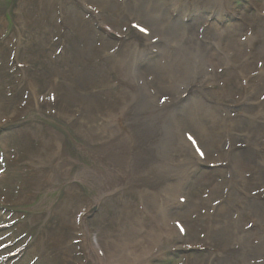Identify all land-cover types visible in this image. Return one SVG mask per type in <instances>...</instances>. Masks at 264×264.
<instances>
[{
  "label": "rangeland",
  "instance_id": "374dc122",
  "mask_svg": "<svg viewBox=\"0 0 264 264\" xmlns=\"http://www.w3.org/2000/svg\"><path fill=\"white\" fill-rule=\"evenodd\" d=\"M59 1L60 0H47L49 4L47 2H45L46 4L42 3L38 7V9H41L42 12L46 10L47 12L53 15H55L60 9L62 10L63 15L65 16L64 22L67 24L65 28H67V31L70 30L69 33H64L63 36H64V39L68 38L70 40V41H67L66 44L72 50H76L74 47H77V46H79L77 48H82L83 43H84V41L82 40V36L79 35V33L77 32V28L74 25V21L77 18H79L81 20L80 22L84 25L85 30L90 29V26L92 24L94 29L97 31L95 34V32L91 30V33L95 37V41L96 42L100 41L99 43L96 44L97 46L100 44L106 45L107 41H106V44L104 42L106 38L109 39L111 42H113V45L117 46L118 48L120 47V48L117 49V47L112 45L108 47V50L105 53H110V54L117 53L115 54V57L120 62L125 57H127L125 61L128 63L127 65H123L121 69L115 68V66L113 69L107 64L108 62L104 60L106 58L104 56L103 57L100 56L104 59L100 61L99 63H96V65L92 64V67L90 68V70H92V73H93V78H92L93 80H91L90 82L85 81L86 84L84 87L90 90L94 86V84H96L97 89H94L93 93L94 95L96 94L98 96L99 101L93 100L92 102V99H89L91 103L93 104L92 105L93 108L94 109L96 108L95 109L96 113L93 114L92 111L89 110L91 108L88 106L86 107L87 109H85L86 111V114H85L83 111V108L80 107V105H78L79 102L82 103L83 101H79V99H76L77 103L73 104V106L70 107L68 104L69 103L68 99L70 95H73V96L76 95L79 90V88L75 86V83L73 82V80H75L74 71L77 70L78 73L82 75H87L91 73V72L86 73L89 67H82L81 65L75 66V60L64 58L62 52L55 59L54 61L55 64L60 62L61 64L65 66V68L61 69V73L58 72L59 73L58 77L52 80V84L56 87H60L61 84L62 86H66V88H64L63 90V93H64L63 104L59 105L57 103L56 105L59 109V116L63 120L69 123H73L74 133L73 134L67 133V136L64 137L58 132L48 128L45 134H40L39 130L42 128V130L45 131L44 127H52V128L57 129L56 126L58 125V122L50 120V118H48L50 122L53 123V124H49V121L40 119L37 116L36 112L32 110L30 115L28 116V118L31 116L30 117L31 119L29 120L32 121L31 122L32 124L29 125L30 126L29 129H27L28 127H25L23 129H19L16 131H10L1 140L0 142V195H1V198L8 199L9 203L4 204L0 201V207L4 208L5 211L6 210H9V211L7 214H0V217L3 216L5 218H9V221H10L9 223L12 224L16 222V226L14 227L13 230L7 231L2 236H0V244L4 242H11L15 239L17 240L20 235H27V237H30V238L32 237L33 239H35V236L37 235V229L39 227V222L36 224L35 227H30L29 224L27 223L28 222L27 219L30 216V213H28L26 210L27 204L24 203L23 206H20V204L17 202L19 198H21V195L31 196L30 198H28V200H33L35 205L42 209L41 205L43 202L42 201L43 191L42 192L38 191L41 193L37 195L30 194L33 188V185H30V181H33V180L35 181V179H37L36 174L42 175L40 179L42 177L43 178L46 177L47 174L45 173V170H42V168L49 169L52 167V165L49 168L46 167V164H44V159L40 160V155H39L40 152L38 151V149L35 152H33L35 153L34 159L36 161L37 166L41 167V169L36 170V174L31 172V168L33 167L34 163L32 160L31 162H27L29 158H27L26 160V162L28 163V167L26 168L23 167L22 170L21 168L2 170L1 165L4 162L3 158L4 160L6 158L15 160L13 158L14 155L17 158L19 157L18 154L23 153L25 150L32 151L33 146H36L38 142L30 143L29 145H24V144L28 138H30L31 136L33 138L35 135H37V132H38L39 135H41V138H40L41 145H43L42 141L45 140V138L50 139L51 137L54 136L56 137L55 138L56 141L54 144L58 143L60 146V149L63 150V151L59 150L58 153L56 151V153L58 154L57 158H59V162L65 165L64 170L61 172L62 174L56 175L58 178H67L72 181H76L77 179L85 181L86 179L92 178L93 176H98L101 179L102 182L100 183L99 186H98V183L94 179H90V180L95 187L98 186L92 198L96 200V202H98L97 204H102L101 205L102 211L99 210L95 216H93L92 218L90 217L87 220H93L95 222V225L97 227L96 233L98 236V240L100 244L102 245L103 249L107 252V254L109 253L118 254V252L120 251V252H123L125 255V252L122 250L124 244L128 241H130L131 243H135L139 240L140 245H142L144 244L143 241L141 240L143 237L145 238L143 239L146 240V244L151 240H152V244H156V245H162L164 243L168 244V242H171L174 240L173 236L177 235L175 232L172 233V230L170 227H167L168 222L170 221L174 222L177 219L178 220L183 219L185 222H188L189 220L194 219L195 220L194 223L188 224V233H187L188 241L194 244L195 242H198V240L206 243V241L203 239H207V240L214 239L215 250L214 252L211 251V253L210 252L207 253V257L205 258L203 262H200L203 260L202 256H193L192 257L193 260L191 259L187 260L186 264H225L228 258L236 259L237 257L236 256V238L234 239L232 244L231 242H224V243L222 242V244H220L221 246H217L216 236L210 237V238L208 236L206 237V235L205 236L203 235V231L214 230L213 229L214 227L210 226L211 220L208 218V222L205 221L206 215L211 214L210 212H212V210L215 211L217 210L218 207H222L226 205H228L226 207L229 208V213L225 217L226 218L225 222H226V225H228V229L234 230V232L231 234L226 232L225 233L226 235L225 234L223 235V238L226 241L232 240L233 239L232 236L234 235L236 236L237 234L236 226L243 227L244 225H246L245 224L246 220L251 221L252 226L253 225L255 226L254 223L256 222V220L254 219L252 212L255 211L256 209H261L262 214L260 216L264 217L263 216L264 215V201L260 199L259 201L261 204L257 203L253 206L251 205L255 192L251 197L246 196V195H241L240 192H237V191H240V189L242 190L252 189L260 194L264 191V179H263L264 178V151L263 149L261 151H259V149L258 150L256 149L258 148L257 146H260L259 136L257 137L256 134L259 135L261 133L264 136V75L262 76L260 72V74L256 78L252 79V80L257 81L256 84L248 82V80H245L243 78L244 76L251 73L252 71H248L249 69L248 64L241 65L244 62L248 61L247 57H251L248 47L252 45V44L250 45L251 37L249 36V32H251L252 34L253 25L249 24V27L246 28L245 24H248L247 20L246 21L243 20L242 22H239V23L237 22L238 24H241L244 27V29H242L244 31H236L229 26V24L231 23L226 24L222 29L224 33H222L221 36H216L215 38L212 37V35L208 31L201 32L200 30H198L196 32V34L198 35H203V40L208 44H210V42L216 43L214 39L217 42H224L223 44H218V46H216L217 48L214 47L216 50L212 48V51L214 53L222 52L223 50H226V49L228 50V53L231 52L233 54V52H235V54H233L230 58L226 57V54H225L224 59H223L224 64L221 65L219 64V60L217 58L209 57L210 55L209 50H204L203 48L197 49L196 47H186L185 46V42L188 41L187 38L191 35V31L187 30V27L189 24L200 25L202 24L200 21L202 22L206 21L209 24L213 22V20L212 21L210 20L212 12L210 13L208 9H206L204 6H198L197 0H147L149 2L151 1L152 4H154L158 9L161 10L162 16L160 17V20L158 19L159 22L148 19L147 16L143 14L142 12V5H143L142 0H136V3L133 6L129 5L127 7V5L125 4L121 6L122 9L124 7L123 9L124 13L127 16H129L130 18L129 20L135 19L138 22H140L142 25H146L150 29H152L153 36L155 38L160 39V42L157 43L155 46L150 47V49L156 48L158 50L156 55H151L149 53L147 54L146 52L147 48L143 50L142 46L139 45L138 48L136 49L134 48H130V49L133 51L142 50V53L144 55L141 53L140 54L141 56H135L138 52L137 51L134 56H132L129 53H127L128 55L126 56V53H125L126 51L125 52L123 51L125 50L126 47H128V45H130L131 40L129 38L127 39L126 38L127 36H125V34L123 35V39L119 40L120 42L118 40L109 38L108 36L105 35V33L102 30H101V33H103L105 36L104 35L101 36V34L98 32L96 28L98 26L97 25L98 23H99V26H101V22H102L101 18L100 20L97 18H94L92 15H90L87 11L83 9H80L81 13L76 11L78 6H80L77 2L73 6L70 2L68 3V1H66V3H68V5L70 6V8H67L66 6L61 4ZM88 1H89L88 4H90L92 8L94 7L93 9H95L96 11L100 10V17L103 15H110V12L104 9L105 5L103 3L101 2L96 3L98 2L96 0H93V1L88 0ZM107 1L117 2L119 4V2H121L122 0H119V1L118 0L116 1L107 0ZM17 2L18 0H0V14L2 16L8 15L7 17L9 18L12 17L16 19ZM33 2L34 0H29L27 5H31V4L34 5ZM41 2H43V0H38L37 4ZM233 2H234L235 7L238 6V4L236 3V0H234ZM137 3H140V4H137ZM188 3H190L191 6L188 5ZM230 3H231V0H230ZM258 3L261 4L260 2ZM181 4L182 5L187 4L189 8L187 7L186 9V7H184L187 11L183 10L184 8H182ZM209 7L217 8V5H211ZM229 7H230L229 11L233 15V13H235L236 10L234 8L233 9L231 8V4ZM13 10H15V13H12ZM195 10L198 12V14H200V16H202L198 20L194 19L193 14L190 13ZM174 14L176 15L178 14V17L173 18ZM250 15L254 16L255 13L253 12L251 14L249 12H245L246 18H248ZM50 17L52 18V15H50ZM238 18H241V16H238ZM25 19L27 20L26 21L27 24L24 23L25 25L22 24L21 27L23 29L25 28L26 25H30L31 27L28 26V30H25L27 31V34H28L25 37L27 49H25V51L22 49L21 52L23 55H28V56H20L19 60L24 61L27 58L31 60L32 64L31 66H29V68L26 70L24 74L22 72L17 71L13 65L8 64L10 62V56L12 52L11 49L14 47V44L10 43V40H11L10 37H8L6 41L2 42V44L4 43V45L1 44L2 46L0 47V111H3V112L13 111V108L20 103L22 98H26V91L27 92L31 91V93L33 94L32 91L36 90V84L30 87L31 90L28 87H26L25 89L24 88L25 85L22 86L21 88H19L18 86L15 87V83L18 81L17 76L20 78H23V76L25 75L26 76L25 82L27 80L34 79L39 87L38 95H42L44 99L49 98L48 90H50V88L53 86L51 85V81L49 80L51 76L46 77L44 76L43 73L47 71L46 62L49 60V58H47V55H46L48 53L47 50L49 49H50L49 51L52 50L51 44L54 45V41L48 42L47 39L43 37L45 36L43 34V30L40 31V30L35 29V32L37 31L35 33L34 32V21L29 19L30 21L28 23V17H26ZM23 20L24 19H22L21 22ZM147 20H149L152 24H157V26L161 25L160 32H157L156 29ZM184 20L187 22H183ZM163 22H166L167 24L166 23L163 24ZM220 22H221V19H220ZM170 23L182 25V29H183L182 37L184 41L177 38V36L171 35L168 32H166L165 28ZM256 23H259V22H256ZM7 27L9 29L13 28L14 31H17L20 29L19 21L16 20V23H14L13 25L11 23V26H7ZM257 27L259 28L261 34H263L264 33V23L257 24ZM39 29H40V26H39ZM21 31L22 30L20 29V32ZM3 32H4L3 27H0V33H3ZM225 32L233 33V36H230L229 33H225ZM22 33H25V32L22 31ZM16 40L17 38L14 37L13 41L15 42ZM230 40L233 42H236V51L232 49L230 50L228 49L226 45H224L225 42H229ZM141 41H143V39H140L139 43ZM7 43H8V46H7ZM21 44H22V40L16 41V45H17L16 48L18 49L19 45ZM43 47L46 48L45 51L42 50ZM219 47H221L222 49ZM250 49H254V47L251 46ZM162 50H165L166 51L165 53H168L171 50L170 51L171 53H175L181 57V70L178 75L179 76L178 79L180 80V83L185 84V86L188 84L190 85V86L188 85L186 89H184L183 93L186 95L185 100L177 99L176 97L174 99L175 105L171 107H165L161 105L160 103L154 101L151 98V96H149L148 91H147V88L149 86H152V87H155L158 93L161 94L160 89L155 85L153 78L148 76L149 75L148 72H150L148 70V66L150 65V63L157 60L158 57L164 58V54H162L163 52ZM56 51H57V48H55L54 53H56ZM122 52L124 55L121 54ZM255 52L258 54L259 49L255 50ZM91 56L94 57L95 53L92 54ZM31 57L33 58L31 59ZM34 58L38 60L35 63L32 62ZM73 58H74V55L72 59ZM132 58L134 60H132ZM237 58L241 64L237 63ZM244 58L246 59L243 62L242 60ZM131 62H132V65L130 64ZM215 65H217L216 69L219 68V66L221 65L219 68L221 70V73L226 72L228 75L227 81L234 83V89L229 90L230 91L229 93L223 94L213 88L214 77L211 75V73L215 69L214 68ZM235 67H236V72L234 74V77H232L234 80H230L229 79L230 74H232V70ZM119 72H121V74H119ZM115 74L118 76H115ZM110 79H112V81ZM198 79L200 80L201 83H203L202 85H204L202 90L198 89V86L194 84ZM261 79H263V81L260 84L259 82ZM119 80L123 81L124 82L123 84L126 87L125 90L127 92L125 91L122 96L125 99H122V97H120L119 99L117 98L118 94L121 92L120 85L117 90H114V88H117V84L115 85L114 82L118 81L119 83H121V81ZM235 80H236V83L239 84V86H236ZM100 81H102V83ZM20 85H21V82H20ZM114 85L115 87H113ZM207 85H209V87H206ZM192 87L194 88V90ZM112 91H115L116 93H112ZM146 93L148 95H146ZM233 94H235L236 96ZM224 95L226 97L225 98L226 100L231 101L230 103L228 102L227 104L226 102L222 101V100H225L223 98ZM209 101L212 102V104L209 103ZM28 102L33 103L29 100ZM116 102H118L119 104ZM104 107L107 110H111L112 112H107V110ZM76 108L78 109V111H76ZM71 109H75V111L74 112L70 111ZM98 110L99 111L105 110V112L101 111L102 114H100ZM55 113L58 114L57 112ZM212 113H216L219 117L223 118L224 120L222 122L221 128H218L219 132H215L216 134L223 135V136L227 134L228 128L230 127V125H232L230 122L224 119V116H227V115L235 118L236 121L242 120L245 125L241 128L236 127V132H235L236 142L235 143L230 142V140L226 138L225 140L229 142H225V144L220 145L218 147L219 149L217 148V150L213 154L210 153L211 150L208 148V146L205 147V145L200 143L199 141L200 145L206 151L207 159L209 160V162L213 164L218 163V162L223 163L224 167L222 169H219L216 172L217 174H215V172H208V174L207 172H203L199 174V176L193 181L195 182L193 185V191L197 192L198 190L201 189L200 187L204 185L205 187H208V190L210 192L208 196L198 197L195 194L191 193V200L189 204L186 205L185 208L177 207L176 205L172 204L173 198L175 196H178L177 198L179 199L181 198L183 194H185L188 191V185L192 181V173L198 170L197 168L193 171V167H190L192 163L195 161L194 156H193L194 153L192 152L189 144L185 141V139L182 136V130L188 127L185 126L186 124H183L184 125L183 127V125L179 123H181L185 119L186 116H190V115L205 116L204 121H206L207 117ZM2 114L3 116L5 115L4 113H1L0 116ZM104 114L106 116H111L112 119H107L106 117H104ZM120 117L124 120V122H126L125 127L128 129L130 133L129 138L126 136H122L116 139L114 127L115 125L119 127L117 123ZM114 120H117L116 124L114 123ZM15 122L20 123L21 120L17 119ZM39 122L45 123V124L42 125V127L37 131L35 127L38 125L37 123ZM253 122H259L260 125H258V127L253 128L251 127ZM130 123L134 125L135 127L130 126ZM215 123H217L216 120H215ZM31 131L33 132V134L31 133ZM251 134H255L254 136L255 139L254 138L252 139ZM132 137H135L134 144L135 143L142 144V141L144 143L145 141H147V143L149 144L148 147L152 149V154H153L152 159H154L153 162L151 160H147V161H151V163H148V162L146 163L145 161H143L146 169L151 172V177L154 175L152 177L154 180L150 178V181H148L147 183L148 184L146 187L147 197L145 201L144 200L142 201V199L138 198V194L139 192H141V190L138 189V186H137L138 183L136 182L134 178L130 179L129 181L123 180L124 176L127 175L125 164H124L126 156L123 160H121V157H119L120 155L114 154V155H117L120 160V161L115 162L112 158L113 156L112 153L105 148V142L108 138L112 140L114 144L113 146L117 150L119 149L126 150V148L128 147L132 148ZM195 137L198 139L199 135L198 137L197 136ZM35 138H38V137H35ZM120 143H124L128 145L123 146V145H120ZM86 146H88L90 149V158H83L80 155V152L82 151V149L85 150ZM45 147H49V145ZM228 148L231 150H228ZM246 149H250L249 151L253 150V152L255 151L258 156L262 157L261 159L262 161L260 160L258 163H256L258 165L248 166L249 164L247 163V160L246 159L242 160L239 157V153H238L239 150H246ZM234 153H237L238 157L230 159L231 155H233ZM212 155L214 157H212ZM59 156L61 157V159ZM110 158H112L113 162L111 161ZM145 159H151V157L147 156ZM185 160L187 161L185 162ZM96 162L103 164L104 166L103 171H96L95 173L92 172L90 164L96 163ZM136 166H138L137 163H136ZM186 166H187V169H186ZM238 168L241 171L249 169L252 173L249 175L250 172H248L245 175V178L242 179L241 171L239 170L236 171V169ZM40 171H41V174H39ZM43 173H45L46 175L44 174L43 176ZM72 174H74L75 179H71ZM225 174H226V177H225ZM258 174H260L259 175L260 177L259 176L257 177ZM217 175L219 177V180H217L218 179ZM107 176H108V179H106ZM251 177L252 178L254 177V179H252ZM213 178L216 181H213ZM196 180L201 181L202 184L196 185ZM206 180H208L209 183ZM257 181L259 183H257ZM129 183L132 184L131 187L129 186ZM37 184L41 185V183H37ZM127 184H128V187H127ZM261 184L262 186H260ZM54 187H56L55 184H54ZM215 188H219L221 193L220 192L212 193L213 189ZM21 189L22 191L19 192V190ZM60 189L65 190V188H62V187H60ZM142 190L144 191V189ZM80 191L82 190L77 189V190H74L73 192H69L68 197L64 198L58 210L60 211L64 205L70 204L71 210H74L73 212L76 216L78 212V217H79V214L88 205H90V203H88L86 207L82 211H80L82 209V206L88 202V200L82 194H80ZM114 194H115V197L111 199L110 195H114ZM247 194H249V190ZM72 195L74 199L71 197ZM226 197L229 199L227 200ZM222 198H224L225 200ZM217 201L220 203H218ZM136 202L138 203L136 204ZM55 204H54V207L58 203L56 205ZM49 207L50 206H48L47 208L43 207L47 211L42 209L47 214L45 215L43 219V223L45 224L44 229L47 228V230L54 231V230H57V225H56L55 220H52L53 213H52V210L50 211ZM107 207L109 208V211L113 214L111 220L109 219L110 216L109 217L106 216L105 218L104 213H103L104 209ZM140 208L150 210L152 214V220H149L145 215L142 216L139 212ZM127 209L130 210L128 211L130 217L125 219L123 211ZM246 211H248V213H246ZM221 212L223 216H225L224 211L221 210ZM128 219H130L132 224L126 227L124 226V220H128ZM220 219H221L220 220L221 222H224L223 218H220ZM60 221L63 222L61 219ZM1 222H6V220L4 221L0 219V223ZM205 223H207L208 225H206ZM261 223L262 225L258 231H253L256 228L254 226H253L254 229L249 231V236L251 238L250 246L252 247V250H250L248 253L250 257L258 256V253H259L257 249L258 246L259 247L261 246L260 251L264 252V220ZM69 225L73 226L74 224L69 223ZM153 225L164 226L165 230L161 234H157L156 229ZM110 227L112 229H110ZM196 229H198V232H199L198 234H195V232L197 231ZM214 231H217V230H214ZM154 233L156 235H154ZM68 236L69 234L66 235V237ZM83 238H85V236H79V231L73 230V234L69 236V239H70L69 242L72 241V243L70 245H67V250L70 249L71 252L67 250H63L61 252L65 254V252L67 251L69 253V256L72 253H75L76 252L75 247L77 246L75 245L74 242L80 241ZM62 240L60 243H53V244L55 246H59V245L64 246V244L62 243ZM21 242H24V241L21 240ZM85 242H86V245L89 244V242L87 241ZM209 248L211 249L210 246ZM86 249H87V254L89 255L88 246L86 247ZM141 249H144V251L141 253V258L142 259L145 258V260H147V256L152 252L153 248L148 247L145 249L141 246ZM227 249H228V252H227ZM255 251H257L258 253ZM254 252L257 254H255ZM261 253H259V255H261ZM41 254H44V246L39 243L38 246L35 247L34 250L31 252V254L28 253L26 255V257L24 258V261L21 262V264H33L31 263L33 259H37L36 263L34 264H57L55 260H51V261L49 260L50 254L48 252H47V258L49 262H45ZM111 259H113L112 263L114 264L119 263L116 256H110L109 260ZM182 259H184L183 256H177L175 259V264L182 261ZM126 260H127V263L130 262L129 259H126Z\"/></svg>",
  "mask_w": 264,
  "mask_h": 264
},
{
  "label": "bare ground",
  "instance_id": "6f19581e",
  "mask_svg": "<svg viewBox=\"0 0 264 264\" xmlns=\"http://www.w3.org/2000/svg\"><path fill=\"white\" fill-rule=\"evenodd\" d=\"M93 1V0H92ZM98 2L96 3H103L105 5L104 9L105 10H108V12H110V15H103L101 16V27H103L104 25H108V26H111L113 28H116L120 31V33L122 35L125 34V36H127L126 38L130 39L131 40V43L130 45H128V47L125 48V50L123 52L126 53V56L128 55L127 53L131 54L132 56L135 55V53L138 51H133L131 50L130 48H138V46H142L143 50L146 49V52L147 54L149 53L148 50L150 49V46L148 44H146V42H143L141 41L139 43V40L141 39L140 37L136 36V35H133V34H130V31H129V16H127L123 9H122V5H127V7L129 5H134L136 3V0H122L121 2H119V4L117 2H110V1H107V0H96ZM116 1V0H115ZM119 1V0H118ZM198 2V6H204L206 9H208V11L211 13L212 12V15H211V18L212 16H218L217 19L213 20L212 23H207L206 21L205 22H202L200 21L202 24L198 25V24H189L188 27H187V30L188 31H191V35L187 38L188 41L185 42V46L186 47H196L197 49L198 48H203L204 50H209L210 51V55L209 57L211 58H217L219 60V64H224L223 62V59H224V55L225 54H221L222 52H213L212 51V48L218 46V44H223L224 42H217L215 39L214 41L216 43H211L208 44L206 43L204 40H203V35H198L196 34V32L198 30H200L201 32H204V31H208L210 32V34L212 35V37H216V36H221L222 33H224V31L219 27V22H220V19L221 21L223 20V12H227L229 11L230 9V0H197ZM229 3H227V2ZM50 2V1H49ZM86 3H88L89 1L86 0L85 1ZM48 3V2H47ZM142 12L143 14H145L147 16L148 19L150 20H155V21H158L160 20V17L162 16L161 15V10L158 9L154 4L151 3V1H147V0H142ZM94 4V3H93ZM137 4H140V3H137ZM188 5H190V3H188ZM211 5H217V8H210L209 6ZM43 6V5H42ZM41 6V7H42ZM53 6V5H52ZM182 8L186 7L187 9V4L186 5H182ZM191 6V5H190ZM131 7V6H130ZM140 7V6H139ZM51 8V7H50ZM94 8V7H93ZM138 8V7H136ZM189 8V7H188ZM232 8V7H231ZM46 9V8H45ZM98 9V8H96ZM100 9V8H99ZM103 9V8H102ZM141 9V8H140ZM185 8L183 9L184 11H187ZM219 9H223L224 11H220ZM233 9V8H232ZM98 11V10H97ZM100 11V10H99ZM135 11V10H134ZM234 11V10H232ZM127 12V11H126ZM133 13V12H132ZM216 13V14H215ZM104 14V12H103ZM134 14V13H133ZM234 14V13H233ZM102 15V14H101ZM137 17V16H136ZM145 17V16H144ZM98 18V17H97ZM159 19V20H158ZM100 20V19H99ZM81 20L79 18H77L75 21H74V25L75 27L77 28V32L79 33L80 36H82V40L84 41L83 43V47L82 48H77V47H74L77 51V54L74 55V58L76 59L75 60V66H82V67H92V64L96 65L95 64V61L96 59H100L101 61L104 59L102 58L103 56L106 58L104 60H106L108 63V65L110 67H112L114 69V66L115 68H122L123 65H127L128 62H126L125 60L127 59V57H125L121 62L115 57V54L117 53H105L107 50H108V47L109 46H112L113 45V42H111L109 39L106 38L105 40V44H106V41H107V44L106 45H96L97 43H99L100 41L96 42L95 41V37L94 35L91 33V30L95 32L96 34V30L94 29L93 25L91 24L90 26V29L88 30H85L84 29V25L80 22ZM155 29L157 32H160V27L161 25L157 26V24H152L149 20H147ZM167 22V20H166ZM166 22H163V24H165ZM171 22V21H170ZM167 24V23H166ZM249 24H252L253 23L251 22H248V24L246 25V28L249 27ZM99 25V23L97 24ZM165 26V25H164ZM229 26L236 30V31H244L242 29H244V27L241 25V24H229ZM166 32H168L169 34L171 35H174V36H177V38H179L180 40H183V29H182V25L181 24H174V23H170L166 26ZM186 29V28H185ZM85 30V31H84ZM101 32V31H100ZM155 32V31H154ZM225 33H229V32H225ZM261 33V32H260ZM230 36H233V33H229ZM168 35V34H167ZM179 36V37H178ZM226 37V36H224ZM221 38V37H220ZM228 38V37H226ZM184 41V40H183ZM220 41V40H218ZM120 42V41H119ZM117 42V43H119ZM116 43V42H114ZM78 44V43H77ZM228 49H232V50H235L236 51V42H233V41H229V42H225V44ZM250 45H251V42H250ZM115 46V45H113ZM119 46V45H118ZM252 46V45H251ZM249 46L248 49L251 47ZM117 47V46H115ZM114 47V48H115ZM158 47V46H157ZM120 48V47H119ZM117 47V49H119ZM217 48V47H216ZM221 48V47H219ZM262 48V51L264 52V44H262V46H260L259 49ZM116 49V48H115ZM187 49V48H186ZM193 49V48H192ZM215 49V48H214ZM222 49V48H221ZM189 50V48H188ZM196 50V49H195ZM216 50V49H215ZM220 50V49H219ZM119 51V50H118ZM117 51V52H118ZM162 54H164V58L163 57H158L157 60H155L154 62L150 63V65L148 66V70L150 72L148 76L152 77L153 78V81L155 83V85L160 89V92L161 94L159 93L160 97L161 98H176L177 99H180V97L184 98L183 96H185V94L183 93L184 92V89H186V87L189 85H186L185 84H182L180 83V80L178 79L179 78V73H180V70H181V57L175 53H171L170 51L168 53H165L166 51L165 50H162ZM200 51V50H198ZM97 52V54H96ZM123 52L121 54H123ZM193 52V51H192ZM95 53V56H91L92 54ZM142 53V50H139L137 52V54L135 56H141L140 54ZM145 53V52H144ZM195 53V52H194ZM193 53V54H194ZM119 54V53H118ZM143 54V53H142ZM150 54V53H149ZM205 54V53H204ZM233 54H235V52H233ZM232 54V55H233ZM259 54V52H258ZM124 55V54H123ZM122 55V56H123ZM144 55V54H143ZM102 56V57H100ZM199 56V55H198ZM144 58V56H143ZM138 59V57H137ZM132 60H134L132 58ZM206 61V60H205ZM147 62V61H146ZM206 63V62H205ZM211 63V62H210ZM132 65V62L130 63ZM129 64V65H130ZM135 64V63H134ZM139 64V63H138ZM207 64V63H206ZM147 65V64H146ZM220 65V66H221ZM141 66V65H140ZM219 66V68H220ZM133 67V66H132ZM127 68V67H126ZM134 68V67H133ZM147 68V67H146ZM86 69V68H85ZM113 71V70H111ZM128 71V70H127ZM211 71V70H210ZM91 72L90 74H87V75H82L80 73H78L77 70L74 71V77H75V80H73V82L75 83V86H77L79 88L78 92L76 95H70L69 96V106H73V104H76L77 101L76 99H79V101H83L82 103H78V105H80V107L83 108V111L84 113L86 114V111L85 109H87L86 107H90L91 109H89L90 111H92V113H96L95 109L93 108V104L91 103V101L89 99H92V102L93 100H97L99 101V98L98 96L94 93H93V90L94 89H97L96 87V84H94V86L88 90L86 89L84 86H85V81L86 82H90L91 80H93V73H92V70L89 71ZM115 72V71H114ZM113 72V73H114ZM236 72V67L232 70V74H230V77L229 79L230 80H234L232 77H234V74ZM87 73V72H86ZM125 73V72H124ZM119 74H121V72H119ZM177 74V75H176ZM261 74L262 76L264 75V70L261 69ZM115 76H118L115 74ZM97 77V76H96ZM114 77V76H113ZM122 78V77H121ZM151 78V79H152ZM123 79V78H122ZM124 80V79H123ZM121 81V80H119ZM263 79L260 80V84L262 83ZM102 83V81H100ZM104 82V81H103ZM93 83V82H92ZM124 82L121 81L120 83V88H121V92L118 94L117 98L119 99L120 97L123 96L124 92L126 91V87L125 85L123 84ZM235 83H236V80H235ZM187 84V82H186ZM194 84H196L198 86V89H201L203 88L204 85H202L203 83L200 82V80L198 79ZM205 84V83H204ZM98 85V84H97ZM106 85V84H105ZM104 85V86H105ZM80 86V87H79ZM110 86V85H109ZM112 86V85H111ZM190 86V85H189ZM194 86V85H193ZM236 86H239L238 83H236ZM115 87V85L113 86ZM206 87H209V85H207ZM70 88V86H69ZM190 88V87H189ZM193 88V87H192ZM259 88V87H258ZM108 89V88H107ZM111 89V87H110ZM182 90V91H181ZM194 90V88H193ZM135 91V90H134ZM181 91V92H180ZM127 92V91H126ZM129 92V91H128ZM180 92V93H178ZM186 92V90H185ZM132 93V92H131ZM231 94V93H230ZM127 95V94H126ZM131 95V94H130ZM146 95H148L146 93ZM235 95V94H233ZM78 96V97H77ZM116 96V95H115ZM114 96V97H115ZM133 96V95H132ZM150 96V95H149ZM148 96V97H149ZM180 96V97H178ZM236 96V95H235ZM223 98L225 99V95L223 96ZM229 98V97H228ZM227 98V99H228ZM122 99H125L122 97ZM129 99V98H128ZM195 99V98H194ZM226 100V99H225ZM234 100V99H233ZM125 101V100H124ZM229 103L231 102L230 100H227ZM120 102V101H119ZM118 103V102H116ZM119 104V103H118ZM203 104V103H201ZM104 105V104H103ZM106 105V104H105ZM109 105V104H107ZM75 106V105H74ZM97 107V106H95ZM109 107V106H108ZM107 107V108H108ZM75 108V107H74ZM103 108V107H102ZM105 108V107H104ZM106 109V108H105ZM109 109V108H108ZM107 110V109H106ZM114 110V108H113ZM68 111V110H67ZM102 111V110H101ZM98 110V112L100 114H102V112L105 110H103L102 112ZM107 112H112L111 110H107ZM114 112V111H113ZM6 114V113H4ZM3 114L0 116L2 117ZM8 116V114H7ZM6 116V117H7ZM104 117H106L107 119H112L111 116H106L104 114ZM229 117V118H228ZM116 119V118H115ZM186 119V120H185ZM185 119L179 123L181 125L183 124H186L185 126H187L189 128V130L192 132V134L194 136H197L199 135V138H198V141H200V143L204 144L205 147L208 146V148L211 150L210 153L213 154L217 148L220 146V145H223L225 144V142H229V141H226L225 139L228 138L230 140V142L232 143H235L236 142V135H235V132H236V127H243L245 124L242 120H238L236 121L235 118L227 115V116H224V119L228 122H230L232 125H230V127L228 128V132L225 136L223 135H219V134H216L215 132H219V129L218 128H221V125H222V122L224 121L223 118L219 117L216 113H212L210 114L206 121H204L205 119V116H194V115H190V116H186ZM118 120V119H117ZM117 120H114V123L116 124V121ZM215 120L217 123H215ZM252 120V119H251ZM138 121V120H137ZM252 122V121H251ZM125 123L124 120L120 117L119 118V121H118V126L115 125L114 127V131H115V135H116V139L117 138H120L122 136H126L129 138L130 136V133L128 131V129L125 127ZM258 125H260L259 122H253L251 127H258ZM130 126H133L135 127L134 125H132L130 123ZM180 126V125H179ZM182 127V126H181ZM184 127V125H183ZM216 129V130H215ZM218 129V130H217ZM48 136V135H47ZM51 136V135H50ZM49 136V138H50ZM252 136V139L254 138L255 134H251ZM256 136L258 137L259 136V142L261 141V138H264V136L260 133L259 135L256 134ZM56 137H51L50 139H46L42 141V144L41 145V149H40V160L41 159H44V164H46V167H52L54 169V173L57 175V174H62L61 172L64 170L65 168V165H63L62 163L59 162V158H57V153L60 151H63L60 149V146L59 144H54L56 139ZM255 139V138H254ZM258 140V139H256ZM58 141V140H57ZM134 141H135V137H132V148L128 147L126 148V150H117L115 149V147L113 146V142L110 138H108L105 142V148L107 150H109L111 153H112V158L113 160L116 162V161H120L119 160V157H121V160H123L125 158V161H124V164H125V168H126V176H124L123 180L124 181H129L130 179L134 178L136 180V182L138 183V189L141 190V192H139L138 194V198L142 199V201L146 199L147 197V191H146V187H147V183L148 181H150V178L152 180H154L152 177H151V172L148 171L143 163V161H145L146 163H151V161L153 162L154 159L153 158V154H152V149L148 147V143L147 141H145V143L142 141V144L140 143H135L134 144ZM255 142V141H254ZM231 143V144H232ZM256 143V142H255ZM258 143V142H257ZM53 144V145H52ZM49 147H45V146H48ZM120 145H123V146H127L128 144H124V143H120ZM257 145V144H256ZM223 147V146H222ZM254 147V146H253ZM252 147V148H253ZM258 148H256L257 150L259 149V151L262 150V147L263 146H257ZM103 148V147H102ZM251 148V149H252ZM255 148V147H254ZM219 149V148H218ZM222 149V148H221ZM225 149V147H224ZM228 150H231L228 148ZM227 150V151H228ZM250 149H246V150H239L238 153H239V157L242 159V160H247V163L249 164L248 166H252V165H258L256 163H258L262 157L261 156H258L257 153L253 150L252 151H249ZM256 150V151H257ZM57 151V153H56ZM65 151V150H64ZM100 151V150H99ZM220 151V150H219ZM222 151V150H221ZM224 151V150H223ZM109 152V153H110ZM229 152V151H228ZM235 152V151H233ZM232 152V153H233ZM42 153V155H41ZM65 153V152H64ZM62 153V154H64ZM105 153V152H104ZM256 153V154H255ZM259 153V152H258ZM56 154V155H55ZM114 154H117V155H120L119 157L117 155H114ZM60 155V154H59ZM110 155V154H109ZM222 155V154H221ZM111 156V155H110ZM109 156V157H110ZM147 156L151 157V159H145ZM217 156V154H216ZM56 159H55V158ZM60 157V156H59ZM63 157V156H62ZM212 157H214L212 155ZM235 157H238L237 156V153H234L233 155H231L230 159H233ZM112 158L111 161H112ZM61 159V157H60ZM66 159V158H65ZM187 159V158H186ZM227 159V158H226ZM63 160V159H62ZM147 160H151V161H147ZM156 160V159H155ZM238 160V159H237ZM241 160V161H242ZM68 161V160H67ZM187 160H185L186 162ZM240 161V162H241ZM262 161V160H261ZM63 162V161H62ZM113 162V161H112ZM184 162V163H185ZM226 162V161H225ZM243 162V161H242ZM69 163V162H68ZM136 163L138 164V166H136ZM188 163V162H187ZM186 163V164H187ZM40 164V163H39ZM123 164V165H124ZM177 164V163H176ZM42 165V164H41ZM122 165V166H123ZM156 165V164H155ZM245 165V164H244ZM226 166V165H225ZM232 166V165H231ZM241 166V165H240ZM247 166V165H246ZM184 167V166H182ZM238 167V166H236ZM140 168V169H139ZM178 168V167H177ZM181 168V167H180ZM230 168V167H228ZM233 168V167H232ZM240 168V167H239ZM236 169L237 170H239ZM246 168V167H245ZM249 168V167H248ZM252 168V167H251ZM250 168V169H251ZM50 169V168H49ZM49 169H42V170H45V173L48 175L43 173V176L44 174L46 175V177H42L40 180L41 181H48V178H49ZM179 169V168H178ZM186 169H187V166H186ZM241 169V168H240ZM162 170V169H161ZM185 170V169H184ZM224 170V169H223ZM226 170V169H225ZM243 170V169H242ZM256 170V169H255ZM261 170V169H260ZM263 170V169H262ZM177 171V169H176ZM228 171V170H227ZM226 171V172H227ZM241 171V170H239ZM179 172V171H178ZM249 175L252 173L249 169H246L244 171H241L242 173V179L245 178V175L248 173ZM261 172V171H260ZM259 172V173H260ZM231 173V172H229ZM244 173V174H243ZM39 174H41V171L39 172ZM64 174V173H63ZM254 174V173H253ZM66 175V174H65ZM110 175V174H109ZM122 175V174H121ZM158 175V174H157ZM260 174L257 175V177L259 176ZM42 176V175H41ZM116 176V175H115ZM229 176V175H228ZM233 176V175H232ZM255 176V175H254ZM111 177V176H109ZM156 177V176H155ZM225 177H226V174H225ZM250 177V176H249ZM260 177V176H259ZM119 178V177H118ZM248 178V177H247ZM252 178V177H251ZM263 178V177H261ZM108 179V176L107 178ZM114 179V178H113ZM164 179V178H163ZM254 179V177L252 178ZM251 179V180H252ZM264 179V178H263ZM151 180V182H152ZM227 180V179H226ZM235 180V179H234ZM233 180V181H234ZM164 181V180H163ZM228 181V180H227ZM230 182V181H229ZM136 183V184H137ZM232 183V182H231ZM257 183H259L257 181ZM261 183V182H260ZM263 183V182H262ZM151 184V183H150ZM158 185V184H157ZM230 185V184H229ZM129 186L131 187L132 184L129 183ZM134 186V185H133ZM164 186V185H163ZM262 186V184L260 185ZM127 187H128V184H127ZM170 187V185H169ZM228 187V186H227ZM257 187V186H256ZM162 188V187H161ZM160 188V189H161ZM250 188V187H248ZM129 189V188H128ZM144 189V191L142 190ZM180 189V188H179ZM230 189V187H229ZM228 189V190H229ZM248 190H249V194L248 193ZM248 190H242L240 189V191H237V192H240L241 195H246V196H249L251 197L254 192H255V195L253 196V199H252V206L257 204V203H260V199H262V197H264V191L262 192L261 190V194L260 193H257L255 190H252V189H248ZM182 191V190H181ZM230 191V190H229ZM216 192H220V189L219 188H215L213 189V192L212 193H216ZM221 193V192H220ZM223 193V192H222ZM232 193V192H231ZM235 193V192H234ZM225 194V192H224ZM211 196V194H210ZM73 198V195L71 196ZM225 197V196H224ZM220 198V197H219ZM227 198V197H226ZM74 199V198H73ZM224 199V198H222ZM229 198H227L228 200ZM221 200V199H219ZM225 200V199H224ZM231 200V198H230ZM251 201V200H250ZM63 202V201H62ZM61 202V204H62ZM218 202V201H217ZM237 202V201H236ZM216 203V202H215ZM220 203V202H218ZM249 204V205H250ZM261 204V203H260ZM233 205V204H232ZM240 205V204H239ZM247 205V204H246ZM217 206V204H216ZM228 206V205H226ZM226 206H222V207H218L217 210L210 212L211 214L209 215H206V218H205V221L208 222V218L211 220V223H210V226L211 227H214L213 229L214 230H217V231H214V230H208V231H203V235L206 237L208 236L209 238L210 237H215L216 236V244L217 246H221L220 244H222V242H231V244L233 243L234 239L236 238V259H230L228 258L226 263L225 264H264V252L260 251V248L261 246L259 247L258 246V252L261 253V255H259L258 253V256L256 257H250V255L248 254L250 250H252V247L250 246V236H249V231H246L245 233L242 232L243 230V227H245L246 225H244L243 227H237L236 226V236H232L233 239L232 240H229V241H226L224 238H223V235L227 232V233H233L234 230H230L228 229V225H226V222H225V217L227 216V214L229 213V208L226 207ZM235 206V205H234ZM241 206V205H240ZM248 206V205H247ZM232 208V207H231ZM230 208V209H231ZM248 208V207H247ZM253 208V207H252ZM259 208V207H258ZM59 209V207H58ZM214 209V207H213ZM221 210L224 211L225 213V216H223ZM263 210V209H262ZM74 210H71V206L70 204L68 205H64L62 207V209L58 212L60 214V219L63 221L61 222V224L66 227L69 225V223H72L74 224L72 226L75 227L76 225V222H77V219H78V212H77V216L74 214L73 212ZM130 211L129 209L127 210H124L123 213H124V218L127 219L130 217L129 215V212ZM235 211V210H234ZM250 211V210H249ZM232 213V212H231ZM246 213H248V211H246ZM244 214V213H243ZM261 209H256L255 211L252 212V215L254 217V219L256 220V222L254 223L256 227L253 231H258L259 228L261 227L262 225V221L264 220V217H261ZM251 215V214H250ZM208 216V217H207ZM240 216V215H239ZM264 216V215H263ZM220 218H223L224 219V222H221ZM236 219V218H235ZM254 220V221H255ZM65 222V223H64ZM64 223V224H63ZM132 222L130 221V219L128 220H124V226H129L131 225ZM206 225H208L207 223H205ZM217 226V227H215ZM74 231H78L77 228H74L72 229ZM154 235H156L154 233ZM226 235V234H225ZM153 236V234H152ZM63 238V235H56V234H53L51 236V241L53 243H60L61 240ZM144 238V237H143ZM141 239V240H144V239ZM140 239V238H139ZM203 239V238H202ZM206 241L207 244L210 245L211 249H212V252H214L215 248H214V239H203ZM193 244V243H192ZM256 249V248H255ZM256 249V250H257ZM67 251L71 252L70 249H68ZM227 252H228V249H227ZM254 252V253H255ZM211 253V252H210ZM255 253V254H257ZM260 256V258H259ZM257 259V260H256Z\"/></svg>",
  "mask_w": 264,
  "mask_h": 264
}]
</instances>
